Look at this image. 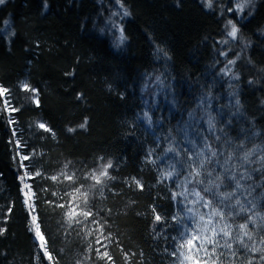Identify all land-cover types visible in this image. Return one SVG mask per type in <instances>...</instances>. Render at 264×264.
<instances>
[{
    "label": "trees",
    "instance_id": "obj_1",
    "mask_svg": "<svg viewBox=\"0 0 264 264\" xmlns=\"http://www.w3.org/2000/svg\"><path fill=\"white\" fill-rule=\"evenodd\" d=\"M0 85L10 93L0 97V264H177L171 253L185 225L193 227L187 209L211 210L193 205L190 193L217 175L224 182L213 192H234L223 205L204 194L232 225V248L218 250V264H264V251H251L264 249V0H4ZM22 155L30 156L26 168ZM108 160L112 179L90 189L86 174ZM194 168L203 185L187 183ZM62 172L75 173V183ZM25 185L35 193L33 212ZM80 185L94 215L69 227V194ZM184 191L187 198L173 199ZM33 215L52 261L39 247ZM243 223L252 235L244 237L247 248L235 241ZM97 248L112 262L98 259Z\"/></svg>",
    "mask_w": 264,
    "mask_h": 264
},
{
    "label": "snow or ice",
    "instance_id": "obj_2",
    "mask_svg": "<svg viewBox=\"0 0 264 264\" xmlns=\"http://www.w3.org/2000/svg\"><path fill=\"white\" fill-rule=\"evenodd\" d=\"M250 2V0H245V3ZM4 3V0H0V4ZM211 4V0H209V5ZM245 7V4L238 3L236 5V9L243 11V8ZM229 11H232V9H229ZM129 13L127 11L124 12V15H128ZM229 25H231V30L228 32V35L232 38H236L238 28L236 25L232 22H228ZM123 30L121 29V32ZM124 39L123 35H121V41ZM230 63H232L230 61ZM20 87L24 91L37 93V89L33 88L30 84L27 82H22ZM7 95H10L9 89L3 87V85H0V97H5ZM33 102H35L37 105L39 104L38 95H34L32 97ZM3 104L5 109L10 108V101L9 99H4ZM11 111H18V109L11 108ZM147 115V114H145ZM10 123H14V121H10ZM87 124V120L83 124L80 125L81 128L85 127ZM37 127L40 129H44L47 132H51L52 130L47 127L45 123H38ZM209 127L210 129L213 127L211 120L209 121ZM69 131H75V129H68ZM54 135V133H53ZM16 144L18 147H22L19 140L16 141ZM205 148H207L210 152L211 157H216L217 152L214 150H211L210 145H205ZM168 151H175L174 149L170 148ZM203 155V152L196 153L197 157H201ZM249 155L251 153H246L243 157L244 161L248 160ZM21 159V167H25L23 165L22 161L29 160L30 156L28 155H22L20 157ZM101 161H103V157L99 158ZM228 159H231V154L229 155ZM205 159H199L198 166L199 168H203L205 164ZM208 162H211L208 160ZM219 163V161H217ZM228 161L225 160V164H227ZM65 168L68 167V165L64 166ZM113 167V162L111 160L106 161L105 163L99 164L97 168L92 169L89 173L86 174L85 178L88 180L93 181L89 187L90 189H95L97 186L103 185L104 182L108 179H112V177L109 174V169ZM225 174H227V168H225ZM27 170L24 173V176H21V181L24 180L25 176H28ZM36 176L41 175L40 172L35 173ZM61 175L63 178L71 183H75V180L77 179L75 173L68 174L67 172H62ZM174 175L173 171H168L163 173L164 177H172ZM209 177H211V173H208ZM201 176V172L199 170H196L195 168L189 172V177L192 179H188L187 183H192L193 181L195 184L203 185L204 181L199 179ZM53 181H57L59 179L58 176H52L50 177ZM230 179L235 180L236 187L240 188V180L235 178V175L232 174ZM243 179V177H241ZM135 185L139 188H143V185L139 180H137L135 177L132 178ZM224 182V177L221 175H217L215 179H209L208 186L204 187L203 192L197 190L195 187H193L192 192L190 193L194 199L191 201L193 205L199 204L203 208L211 209L207 213H201L199 209H194L192 207H189L187 209V214L190 216L193 222V227L189 228L187 225H185V229L183 232L180 233V241L176 247V250L172 252L171 254L173 256L177 257V264H209V261L212 262V264H218L220 256L224 255L223 252H219L218 250L221 247L231 249L232 244L228 243V240L232 238V225L226 222V216L225 212L221 207L213 206V201L210 199H207L204 195L205 193L212 195L213 197L219 196L220 204L223 205L225 203V200H230L231 197L234 195V192H213V188L219 189L221 184ZM25 188H27L29 191L31 189L30 185H25ZM71 199L69 201V204L67 205V211L65 213L66 220L68 223V226L71 227L73 224L80 225L88 221L89 217H92L94 214L90 210H85L88 208L89 204V191L84 189L83 185H80L79 187L75 188V191L73 194H69ZM177 195L187 196L189 193L187 191L181 192V193H174L173 199ZM25 196V204L29 208L30 212H33L35 210V204L33 202L32 197L35 196V193H32L31 196H29L28 191L24 192ZM236 204L239 205L240 201L236 200ZM61 208H65L66 205L61 204L58 205ZM155 212V209H153ZM241 211H247V209H244L241 207ZM228 215H232L231 211H229ZM83 218V219H81ZM174 220H177L178 217H173ZM251 219V218H249ZM155 220L160 221L161 217L159 214L155 215ZM91 223L97 225V231L100 232L101 237L104 240L110 241V235L108 237L103 236V230L104 225L101 224L99 221L93 219ZM32 224L34 226V231L36 237L40 240L39 247L44 250L45 255L49 259V261L53 260L52 255L48 252L46 243L43 234L40 231V225L38 222L37 216H32ZM239 234L235 237V241L238 242L242 247L247 248L248 245L244 243V237H247L249 240H252V235L248 229V224L243 223L238 225ZM91 234V232H89ZM223 240L224 244L221 245L220 241ZM264 242V241H262ZM97 243H100V240H97ZM211 246V247H209ZM102 247L107 248V245H102ZM251 251L257 252V251H264V249L252 247ZM98 259L106 260L107 262H112V256L109 254L107 250L101 252L99 248L96 249ZM203 254V255H202ZM232 255H235V252H232ZM128 254L125 253V258L127 259ZM264 259V257H262ZM114 264V262H112ZM251 264V262H249Z\"/></svg>",
    "mask_w": 264,
    "mask_h": 264
},
{
    "label": "rangeland",
    "instance_id": "obj_3",
    "mask_svg": "<svg viewBox=\"0 0 264 264\" xmlns=\"http://www.w3.org/2000/svg\"><path fill=\"white\" fill-rule=\"evenodd\" d=\"M26 190L28 191V189L26 188Z\"/></svg>",
    "mask_w": 264,
    "mask_h": 264
}]
</instances>
